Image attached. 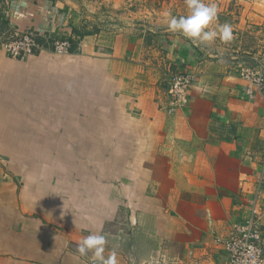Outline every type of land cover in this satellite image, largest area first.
<instances>
[{
  "label": "crops",
  "instance_id": "1",
  "mask_svg": "<svg viewBox=\"0 0 264 264\" xmlns=\"http://www.w3.org/2000/svg\"><path fill=\"white\" fill-rule=\"evenodd\" d=\"M204 2L217 6L210 27L231 25L230 42L169 31L185 0L141 5L125 28L81 37L80 0L11 4L5 30L78 39L65 56L0 57V264H92L76 249L96 232L119 264H225L241 180L264 153V93L246 97L238 75L264 60V0ZM183 68L195 77L188 104L167 114L163 79Z\"/></svg>",
  "mask_w": 264,
  "mask_h": 264
},
{
  "label": "built area",
  "instance_id": "2",
  "mask_svg": "<svg viewBox=\"0 0 264 264\" xmlns=\"http://www.w3.org/2000/svg\"><path fill=\"white\" fill-rule=\"evenodd\" d=\"M78 39V38H71ZM71 40L55 37L49 32L25 31L8 32L0 37V48L9 58L24 61L43 50L54 54H67L71 48ZM245 82L243 94L246 97H258L264 93V60L258 64L243 65L238 71ZM194 75L188 69H177L168 72L163 79L162 95L159 107L167 114H172L188 104V90L194 82ZM264 153L260 168L248 180L243 178L241 184L244 201L239 204L240 220L230 224L228 234L222 243L226 259L225 264H264L262 214L264 212ZM146 264H185L154 256Z\"/></svg>",
  "mask_w": 264,
  "mask_h": 264
},
{
  "label": "clouds",
  "instance_id": "3",
  "mask_svg": "<svg viewBox=\"0 0 264 264\" xmlns=\"http://www.w3.org/2000/svg\"><path fill=\"white\" fill-rule=\"evenodd\" d=\"M189 14L186 16L171 17L167 28L171 32H179L185 38L191 40L193 45L211 44L217 38L228 43L233 39V29L229 23L216 24L210 27L218 18L215 3H205L204 0H185ZM107 239L104 235L90 233L77 243V252L80 256L92 253V264H119L115 251L105 257Z\"/></svg>",
  "mask_w": 264,
  "mask_h": 264
},
{
  "label": "rangeland",
  "instance_id": "4",
  "mask_svg": "<svg viewBox=\"0 0 264 264\" xmlns=\"http://www.w3.org/2000/svg\"><path fill=\"white\" fill-rule=\"evenodd\" d=\"M18 0H0V31L3 32L2 19L5 17L6 12L12 3ZM82 3V16L85 23H83V28L79 31L82 35L88 33H95L96 31L102 29H112L118 30L126 27L127 22L123 19L128 13L135 12L141 7H157L158 3L162 0H80ZM260 1V0H258ZM169 2V0H167ZM141 21H134L133 24H138ZM1 33V32H0ZM77 40V39H75ZM47 51V50H46ZM75 48L72 51L69 50L67 54H54L65 56L70 53H73ZM0 57L9 58L4 51L0 50ZM253 63V62H252ZM255 64H258L257 61H254ZM48 133L52 132V136H55V131L62 132L66 128H56L49 126L48 128H42ZM65 132L63 131V134ZM137 264H146V262H140Z\"/></svg>",
  "mask_w": 264,
  "mask_h": 264
},
{
  "label": "trees",
  "instance_id": "5",
  "mask_svg": "<svg viewBox=\"0 0 264 264\" xmlns=\"http://www.w3.org/2000/svg\"><path fill=\"white\" fill-rule=\"evenodd\" d=\"M5 22H6V20H5V17L2 19V24H3V26H5ZM5 28V27H4ZM1 33H0V35L2 34H4V35H6L8 32H13V31H11V30H8V29H3V32L2 31H0ZM73 32H74V34H76L78 37H81L82 36V34L81 33H79L77 30H75V29H73ZM70 40H71V48H70V51H72L73 50V48L76 46L75 44V42H77V40H74V39H71V38H69Z\"/></svg>",
  "mask_w": 264,
  "mask_h": 264
}]
</instances>
